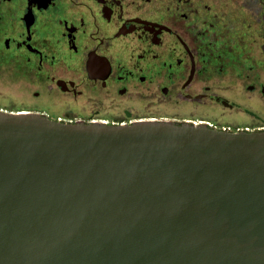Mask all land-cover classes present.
I'll list each match as a JSON object with an SVG mask.
<instances>
[{
    "label": "water",
    "instance_id": "water-1",
    "mask_svg": "<svg viewBox=\"0 0 264 264\" xmlns=\"http://www.w3.org/2000/svg\"><path fill=\"white\" fill-rule=\"evenodd\" d=\"M0 264H264V130L0 108Z\"/></svg>",
    "mask_w": 264,
    "mask_h": 264
},
{
    "label": "flooded vegetation",
    "instance_id": "flooded-vegetation-1",
    "mask_svg": "<svg viewBox=\"0 0 264 264\" xmlns=\"http://www.w3.org/2000/svg\"><path fill=\"white\" fill-rule=\"evenodd\" d=\"M0 65L39 87L35 104L8 110L68 123L163 119L264 130L262 114L249 108L235 111L244 117L230 124L132 108L156 96L229 109H240L246 96L264 98V0H0ZM223 78L224 87L210 82ZM52 92L69 103L95 94L106 111L56 116L51 97L44 100Z\"/></svg>",
    "mask_w": 264,
    "mask_h": 264
},
{
    "label": "rangeland",
    "instance_id": "rangeland-1",
    "mask_svg": "<svg viewBox=\"0 0 264 264\" xmlns=\"http://www.w3.org/2000/svg\"><path fill=\"white\" fill-rule=\"evenodd\" d=\"M210 82H218L219 85L223 87L227 85V80L225 78L220 79L219 81L211 80ZM36 90H39V87L37 85H28L21 78L10 77L8 72H6L4 66L0 65V108L12 109L16 106L35 104V102L38 101L34 98V92ZM219 93L226 97H229V93H227L225 90H221ZM42 94L43 92L41 93V95ZM48 97H51L49 103L50 109L48 111L56 114V116H66L72 118L75 116L93 117V115L90 114H96V111H98L97 114L99 116L106 111V99L98 97L95 94L78 98L74 103H69L70 100L68 99V97L62 94L52 92L50 96L46 94L44 100L48 101ZM156 97L157 98L153 101H141L140 99L135 100V102L132 103V108L134 109L133 111L146 116H169L178 119H197L196 117H199L203 121H208L216 117V120H219L220 122H223L224 119L229 121L228 124H230V122L238 120L236 119L238 117H244V115L240 113H238V117L234 114L235 111H242V108H249L262 114V116L264 117V98L258 99L253 97L254 100H249L246 96L243 100H239L241 107L240 109H229L222 106L215 108L213 105L206 104L204 102H190L184 99H174L171 97ZM249 120L250 117H247L246 121ZM215 126L221 127L230 125L215 124Z\"/></svg>",
    "mask_w": 264,
    "mask_h": 264
},
{
    "label": "built area",
    "instance_id": "built-area-1",
    "mask_svg": "<svg viewBox=\"0 0 264 264\" xmlns=\"http://www.w3.org/2000/svg\"><path fill=\"white\" fill-rule=\"evenodd\" d=\"M211 125V124H210ZM214 126V125H213ZM221 128H224V129H229L230 130V127L228 126H221Z\"/></svg>",
    "mask_w": 264,
    "mask_h": 264
}]
</instances>
